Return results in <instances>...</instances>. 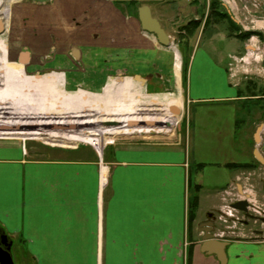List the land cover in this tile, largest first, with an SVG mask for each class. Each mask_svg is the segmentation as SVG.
Segmentation results:
<instances>
[{
    "label": "crops",
    "instance_id": "0c3cea01",
    "mask_svg": "<svg viewBox=\"0 0 264 264\" xmlns=\"http://www.w3.org/2000/svg\"><path fill=\"white\" fill-rule=\"evenodd\" d=\"M257 1L263 14L264 0ZM13 2L14 16L10 18L13 21L9 25L6 21L7 36L19 37L20 43L33 46L35 53L46 59V63L42 61L44 65L176 64L170 46L161 45L155 35L144 31L139 15L138 19L132 16L118 0ZM224 8L239 26L236 13H231L234 9ZM155 17L173 39L170 30L173 26H165L162 18ZM262 30L264 35V22ZM208 42L213 45V38H208ZM243 48L247 50L249 45L244 43ZM240 52V47L233 46L228 66L236 62L234 57H240ZM216 57L203 48L196 51L190 66V97L200 103L246 105V97L240 96V83L229 72L230 67H226L223 52L218 51ZM155 75L160 78L161 70L157 69ZM178 99L176 93L172 100ZM13 106L0 105L5 110L42 109ZM123 116L113 118L112 122L158 117L150 111ZM238 119L236 129L240 126ZM38 123L42 122L31 120L21 125ZM252 139L254 146L249 148L243 162L258 160L256 149L264 159V119ZM128 142H113L115 145L107 149V154L104 149L97 154L89 145L78 149L61 145L65 147L63 157L45 159L26 157L20 149L0 142V228L12 242L11 253L16 252L21 263L186 264L187 254H193V246L196 248L197 244L189 227L188 195L197 183L193 182L192 172L204 164L193 159L189 172L182 149L140 147ZM232 170L237 172L232 182L240 191L241 185L236 180L241 171ZM213 207L220 205L210 208ZM200 212H196L197 220ZM197 220L195 223L199 224L201 221ZM194 228L199 232L198 226ZM229 247L231 256L226 264L264 263V239L238 237L229 240Z\"/></svg>",
    "mask_w": 264,
    "mask_h": 264
},
{
    "label": "rangeland",
    "instance_id": "374dc122",
    "mask_svg": "<svg viewBox=\"0 0 264 264\" xmlns=\"http://www.w3.org/2000/svg\"><path fill=\"white\" fill-rule=\"evenodd\" d=\"M13 1L0 0V18L3 21L8 20V25L12 20L10 19L12 14L14 16L11 7ZM118 1L137 19L138 8L147 4L151 8L153 7L155 16L158 15L162 18L165 26H173L170 30L175 36L172 39L174 44L168 49H177L180 54L182 59L181 76L174 78L172 80L174 82L147 81L149 85L142 81V79L148 78H141V81L134 82L110 83L98 77L92 81L78 82L77 88L73 84L70 86L75 89H72L73 91L59 93L53 92L57 89L52 90V88L47 92L31 88L0 86L1 106L14 105L13 107L16 108L18 105H24L43 109L35 112L36 110L32 109L12 108V110L7 108L5 110L0 107L1 144L20 149L24 156L33 159L63 157L65 147H61V145H67L68 148L77 147L76 149L83 145H89L97 154L101 153L103 149L104 154H107L109 151L107 149L119 141H132L131 143H136L135 145L140 147L182 149L186 155L185 167L189 169V172L193 167V159H196V163L203 162L204 164L200 169H193V182L197 183L194 190L188 195L189 202L196 195L198 196L197 210H201V212L199 219L195 218L197 223L205 221L209 213L208 210H211L217 217L215 233L219 238L232 239V241L237 237L248 239V236L252 235L249 227L244 226L241 220L237 219V217L242 218V213L234 212L235 216H227L222 211L223 207L221 206L225 202L239 198L236 194H234L235 197L228 194V192L235 191L233 189L235 183L232 180L233 175L237 172L227 168L224 164L245 160L249 148L254 146L252 137L257 125L264 119V98L261 94L251 95L253 91L260 93L263 91L264 93V40L257 35H253L245 41L240 38L241 41L234 40L233 38L236 36L230 31L228 20L218 21L214 15L208 17L211 12L212 0H196L197 3L193 2L195 0ZM219 1L222 4L219 5V9L225 11V6L231 11L234 9L231 13H236V19L240 21L239 28L242 31L257 30L263 33L264 13H260L259 1ZM166 5L168 7H165ZM253 19L256 21H252ZM191 20L202 21V25L196 29L188 46H185L183 44L186 41L184 38L186 34L183 28ZM5 26H7L6 23ZM4 34L7 35L6 31ZM210 37L213 38V45L208 42ZM7 40V56L12 65H44L42 61L47 62L46 59H42V55L39 56L35 53L33 46L25 44L24 41V43H20V40L11 38L9 35ZM11 40L19 43L13 45ZM244 43H247L251 48L249 56H247V50L243 48ZM235 45L240 47V58H247L240 62L232 61L233 64L228 66V55ZM200 48L209 51L215 59H218L216 57L218 51L223 52L226 57V67H230L229 72L240 83L239 86L242 88L240 96L246 97V105L238 103L235 108L213 101L200 103L190 97L188 93V82L191 78L190 66L193 64L196 51ZM181 49L184 52V63ZM171 54L175 58L176 54L174 52ZM22 56L25 59L24 64L20 59ZM156 72L157 70L153 73L150 72L149 76L152 77L154 74L156 77ZM254 84L256 85L255 90ZM178 88L180 90L177 92ZM176 93L179 99L172 100ZM166 98L171 100H164ZM149 111L158 117L112 122L113 118L117 116H132V114ZM94 119L97 120L96 123H92ZM237 119L240 122L238 129L235 127ZM31 120L48 124L21 125ZM56 123L61 125H56ZM133 129L138 130L127 132ZM167 130L171 132L163 134V131ZM253 165L252 169H237L241 173L236 181L241 186L252 189L251 203L255 205L257 211L264 215V165H261L256 159L253 160ZM218 203L220 208H210ZM221 216L227 221L223 220L224 218L220 219ZM195 220L192 223L191 235L193 236L192 240L197 241V244L196 248L193 246L194 252L186 264H218L214 256L207 255L200 250L203 241L201 234L203 233L197 232L194 228V226H198ZM261 229L264 230V225H261ZM254 237L253 240L264 239ZM190 248L188 246V251ZM187 255L189 257V254ZM12 256L15 264H23L18 260L16 252L13 251ZM228 256H231L230 247L227 249Z\"/></svg>",
    "mask_w": 264,
    "mask_h": 264
},
{
    "label": "bare ground",
    "instance_id": "6f19581e",
    "mask_svg": "<svg viewBox=\"0 0 264 264\" xmlns=\"http://www.w3.org/2000/svg\"><path fill=\"white\" fill-rule=\"evenodd\" d=\"M43 35L44 34H42V37ZM18 39L20 40L19 37ZM11 41L13 42V40ZM17 43L16 41H14L12 44L14 45ZM7 46H8L7 35L0 34V86L1 87L31 88L33 90H46L47 92L49 91V89L52 88V90L57 89L56 91L53 92L59 93L61 91L64 92L73 91L75 89L70 87L73 84H75L76 85L75 88H77L79 86L78 82L85 80L92 81V79L98 77H100V79L102 80L105 79L104 81H108L110 83L112 82L116 83L122 81L134 82V81H141V78H148V79H142V81L144 82V84L149 85L147 81L166 83L168 81L174 80V78H178L179 76H181L182 59L180 58V54L178 53L177 49H170L176 54L175 65H141V64L140 65H106V64L105 65L102 64L101 65L98 64L97 65H12L8 60ZM20 59L24 60V56H22ZM157 69L161 70L160 78L155 77L154 74L152 75V77L149 76L150 72L153 73ZM164 77L170 79H165ZM128 92L129 93L131 92L130 89ZM93 123H96V119L93 120Z\"/></svg>",
    "mask_w": 264,
    "mask_h": 264
},
{
    "label": "water",
    "instance_id": "95a60500",
    "mask_svg": "<svg viewBox=\"0 0 264 264\" xmlns=\"http://www.w3.org/2000/svg\"><path fill=\"white\" fill-rule=\"evenodd\" d=\"M21 1V0H15ZM34 2H45L47 0H27ZM139 20L144 31L151 33L156 36L159 43L163 46H171L172 40L171 36L163 28L160 20L155 17L152 13V9L149 5L144 4L138 9ZM5 32V22L0 18V33ZM262 127V126H261ZM261 127L256 132L255 139L259 142V133ZM255 156L257 159L264 163V159L259 153L255 150ZM252 206L247 199H241L234 201L230 204V207L241 211L247 217H253L249 211V207ZM213 213H209L208 217H212ZM198 231L203 232V243L201 245V251L207 255H216L217 258L221 261V264H226L227 262V251L226 248L229 244V241L222 240L215 235V219H209L199 223ZM5 243L7 240V235L5 234ZM12 242L9 243L7 249H0V263L1 264H15L12 253Z\"/></svg>",
    "mask_w": 264,
    "mask_h": 264
},
{
    "label": "trees",
    "instance_id": "16d2710c",
    "mask_svg": "<svg viewBox=\"0 0 264 264\" xmlns=\"http://www.w3.org/2000/svg\"><path fill=\"white\" fill-rule=\"evenodd\" d=\"M194 3H197V1H193ZM219 5H222L220 3L219 0H212L211 4H210V14L209 16L214 15L218 21L221 20H228L229 22V26L232 29V33L237 37L240 38L241 40H248L251 36L253 35H257L258 37H260L261 39L264 40V35L263 33H261L260 31L257 30H250V31H242L239 26L233 22V20L230 18V15L228 14V12H226V10H221L219 9ZM207 24V22H206ZM202 25V21H198V20H191L188 24H186L184 26V31L185 34L184 35L186 38L185 43L183 45H187L189 44V40L190 38H192L195 33H196V29L200 28V26ZM182 52V57H183V63H184V52L181 49L180 50ZM256 89V85L254 84V90ZM261 94L262 98H264V93L262 91V93L260 92H252L251 95H258ZM226 166L231 168V169H252L253 168V163H248V162H228L226 163ZM197 207H198V196L196 195L192 201L189 202V225L192 227V223L194 222L195 218H196V212H197ZM188 260L190 261V255L188 257Z\"/></svg>",
    "mask_w": 264,
    "mask_h": 264
},
{
    "label": "flooded vegetation",
    "instance_id": "af4514ba",
    "mask_svg": "<svg viewBox=\"0 0 264 264\" xmlns=\"http://www.w3.org/2000/svg\"><path fill=\"white\" fill-rule=\"evenodd\" d=\"M250 213H251V215H253V217H247V216H245V214H242L243 215L242 218L239 217V220H241L242 224L244 226H246V227H249V230H250V232L252 234V235L248 236V239L247 240H253V237L254 236L256 238H264V230L261 229V225H264V215L261 212L255 210V209H252ZM216 218H217L216 215L213 214L212 217H208L207 216V218L205 219V221H207L209 219H215V227H216ZM257 224H260V225L258 226ZM4 236H5V233L0 228V249H2V248L3 249H7L9 243L11 242V240L7 236V240H6L7 243H5ZM226 240L229 241L231 239H226ZM227 249H228V246L226 248V251H227ZM211 256H214L216 258L218 264H221V261L217 258L216 255H211Z\"/></svg>",
    "mask_w": 264,
    "mask_h": 264
},
{
    "label": "built area",
    "instance_id": "2783aa9c",
    "mask_svg": "<svg viewBox=\"0 0 264 264\" xmlns=\"http://www.w3.org/2000/svg\"><path fill=\"white\" fill-rule=\"evenodd\" d=\"M250 54H251V50H249V51L247 52V56H249ZM246 58H247V57H242V58L234 57V59H235L236 62H240L241 60H243V59L245 60ZM244 190H245V192H247V193L249 192L250 194H249V193H248V194L251 195V193H252V191H251L252 189H251V188H247L246 186H244ZM228 194H231V195L236 194V195H238L236 191H234V192H228ZM236 195H234V197H235ZM224 210H225V214H226V215H228V216H233V211H234V210H233L232 208H230L228 204L224 206ZM223 218H224V217L221 216V219H223ZM223 220L227 221L226 218H224Z\"/></svg>",
    "mask_w": 264,
    "mask_h": 264
}]
</instances>
